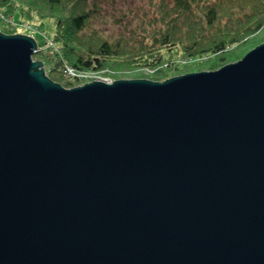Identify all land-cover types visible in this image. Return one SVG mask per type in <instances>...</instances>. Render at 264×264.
Here are the masks:
<instances>
[{"label":"water","instance_id":"1","mask_svg":"<svg viewBox=\"0 0 264 264\" xmlns=\"http://www.w3.org/2000/svg\"><path fill=\"white\" fill-rule=\"evenodd\" d=\"M37 51L0 32V264H264V42L69 88Z\"/></svg>","mask_w":264,"mask_h":264},{"label":"trees","instance_id":"2","mask_svg":"<svg viewBox=\"0 0 264 264\" xmlns=\"http://www.w3.org/2000/svg\"><path fill=\"white\" fill-rule=\"evenodd\" d=\"M88 1L0 0V20L6 23L0 32L16 34L14 17L39 31L46 29V22L47 28L52 25L51 41L57 51L49 54L48 68L41 63L46 76L66 88L88 78L65 77L64 67L86 76L102 72L112 81L140 78L144 72L147 80L157 81L195 70H216L264 42V0H172L170 6L160 7L157 16L144 18L147 26L137 47L129 40L83 34L96 11ZM37 54L39 50L32 58L38 61Z\"/></svg>","mask_w":264,"mask_h":264},{"label":"rangeland","instance_id":"3","mask_svg":"<svg viewBox=\"0 0 264 264\" xmlns=\"http://www.w3.org/2000/svg\"><path fill=\"white\" fill-rule=\"evenodd\" d=\"M88 4L96 11L92 13L88 25L83 31V34L95 32L108 41H113L116 39H120L122 41L129 40L134 47H137L142 30L145 28V26H147V22L144 18L157 16L160 7L170 6V4H172V0H89ZM17 19L21 20V18L14 17V22L17 23V25H15L14 32L16 34L33 37L40 52V54H37L38 61H43L46 68H48L50 65V60L48 58L49 54L52 53L51 51H57L54 49L55 46L51 41L54 31L52 25L49 24L47 28L48 23L45 21L46 29H44V31H39L33 29L27 22H16ZM5 24L6 23L3 20H0V28L5 26ZM41 53L43 55H41ZM142 73L143 74H140V78L118 77L115 80L146 79L147 74L144 72ZM180 74L184 73L175 74L157 81H164ZM87 76L81 78L78 76V81H80V79H88L80 82V84L76 82V86L94 80L112 82V80L102 77V72L88 73Z\"/></svg>","mask_w":264,"mask_h":264},{"label":"built area","instance_id":"4","mask_svg":"<svg viewBox=\"0 0 264 264\" xmlns=\"http://www.w3.org/2000/svg\"><path fill=\"white\" fill-rule=\"evenodd\" d=\"M50 45H52V44H50ZM53 46V45H52ZM62 74H63V76H65V77H70V78H73L74 76H79L80 78L81 77H86V75L85 74H76L74 71H73V69H71V68H69V67H64V68H62Z\"/></svg>","mask_w":264,"mask_h":264}]
</instances>
